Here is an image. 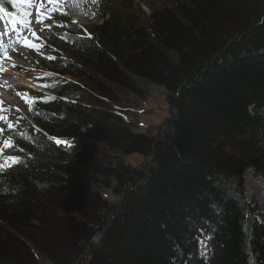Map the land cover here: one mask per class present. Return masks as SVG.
I'll return each instance as SVG.
<instances>
[{
  "label": "trees",
  "instance_id": "1",
  "mask_svg": "<svg viewBox=\"0 0 264 264\" xmlns=\"http://www.w3.org/2000/svg\"><path fill=\"white\" fill-rule=\"evenodd\" d=\"M95 1L100 25L55 17L48 140L29 130L48 163L24 152L0 174V264H264V222L239 187L245 169L264 180V0H159L148 16L134 0ZM144 86L170 110L154 141L118 100ZM150 153L145 177L123 159ZM128 224L144 235L116 244ZM122 243L138 245L133 262Z\"/></svg>",
  "mask_w": 264,
  "mask_h": 264
},
{
  "label": "rangeland",
  "instance_id": "2",
  "mask_svg": "<svg viewBox=\"0 0 264 264\" xmlns=\"http://www.w3.org/2000/svg\"><path fill=\"white\" fill-rule=\"evenodd\" d=\"M54 1L55 0H53V2ZM52 3H49L48 0H31L30 3H27V6L33 9L34 11L33 15L30 18L31 20L34 21V22L32 21L33 22L32 27L38 21V18L36 17V13H35L36 10L40 8L41 5H43V11L45 12V8H46L44 7L45 4L49 5ZM133 3L134 5L139 6L138 9L140 10L141 13L148 16L150 12L148 8L158 7L159 0H134ZM58 7H60L62 11L66 10L69 13L68 17L70 18V20L78 26L90 28V27H93L95 24L96 25L102 24V21H99V20L96 21L94 18V11H93L94 10V0H65V5L60 3ZM69 9H71V11L74 13L75 18H72L69 12ZM2 18L7 20L4 16ZM50 30L51 29L49 28L48 31ZM41 31L42 29L39 30V32ZM26 34H27V31L24 30L23 35L25 36ZM52 34H54V31L52 32ZM9 35L10 34H8V36ZM51 36L52 35L49 33L48 38H50ZM8 39H9L8 40L9 43H5L3 45L1 44L2 45L1 51L3 55L6 54L11 49L13 50L14 48H16V46L19 45L18 40L14 41V38L12 37H9ZM31 42L35 43L32 40ZM9 45H10V48H9ZM25 46H29L31 49H34L32 46H30V42H27ZM38 46L39 45L37 44V46L35 47L37 51L39 48ZM19 56L23 60V67L27 69L18 68V70H13V68L15 67V64L19 65L20 63V61L15 62L16 58H20ZM38 56L39 55H37L35 51L32 52V51H27V49H23L22 54L20 53V50H18V52H13V54L11 55H6L4 60H0V68H1L0 76L4 78L3 80L0 79V85L2 86V88H0V93L5 103L7 104V108L4 110V112L0 111V117H3V119H0V149H2V152H0V172H8L13 169L12 168L13 161L9 158H12V156L16 155V149H14L13 143L11 140H9V137L15 133H19V136L22 138L23 144H24V147H23L24 151L26 152L33 151L36 158L43 160V161H47L48 163L47 158L38 149V146L34 144H28L25 141L27 127L26 125H24L25 124L24 120H27L30 123L33 122L34 124H36L35 120L31 118L29 115V110H31L30 94L34 92L29 91L26 88H23L24 87L23 84L27 82L26 80H28L29 82H32V78H31L32 75L29 72L31 71V68L29 64H33L36 67H39V65H41L45 71L47 70L46 68L51 67V64H52L50 59H45L43 62L42 58ZM2 63H4V66L6 68H2L1 66ZM6 71L8 74H4ZM67 79H70V78L67 77ZM5 82L8 83L9 85H10V82H13V85L16 87H13V86L12 88L11 86L7 87L6 85H4ZM141 90H142V94H134L135 92L132 93L129 91H123L122 93L119 94L118 100H120V103H121L120 106L123 109L127 110L126 112H124L125 114H123V116L127 118L126 120L132 122L133 130L138 131L139 134H145L147 132H150L151 133L150 137H152L151 141H154L157 137L156 128L162 125L161 122H162L163 117L165 115L167 116V114L170 112V110L168 111V108L165 110L166 94L164 96V92L160 88H157L154 86H144ZM36 91L41 92L37 90V88H36ZM3 107H4V104H3ZM141 112L142 113L147 112V114L150 117H147L146 114L143 115ZM5 114H8V119L4 117ZM141 126H143V128ZM9 129H12V130L14 129L17 131H12V130L9 131ZM5 143L11 144V147H5ZM26 145H29V148ZM152 147L155 148V145L153 143H152ZM123 159L126 160V162H129L132 168H135L137 171H139V174L141 177H145L144 174H145L146 169L144 168L147 163H150L153 160V154L150 153V156L148 158H146L145 156L144 157L137 156L136 158L134 157L132 159V157L129 155L127 157H123ZM31 182L33 185H36L39 189H43L46 187V185L41 184L38 181L36 182L31 181ZM240 185L242 188V195H243L244 200L247 202V204L251 206V208L255 207L253 209L255 210V213L257 214L256 218L261 219L262 218L261 215L264 214V180L263 178L258 177L257 173L254 170L250 168L245 169L241 177H239V187ZM75 187L76 185H73V184L72 186H67V187L64 186L63 193L66 196H70L71 194L75 193ZM111 187L115 188V183H113ZM103 194L109 202H114L115 197L111 193H106V190H104ZM117 201L119 203L121 201V198H118ZM117 227H120V226H117ZM133 228L136 231V235L133 236L131 239L132 241L136 242L138 238L140 239L141 237L139 233H141L142 235L144 234L142 233L141 229H139L138 226H135ZM133 228L131 227V225L129 226V228H127V230L126 229L123 230L120 227L118 231L122 230V232L120 234V237H118L116 244H121L123 233H127L129 230ZM129 244L130 243H124V244L122 243L121 246L123 247V251H126L125 256H127L128 262H133L134 261L133 259H135V257L139 255V247L137 244H130V245ZM107 253L108 251H104L100 256L101 260L104 262L107 261L106 260ZM46 264H49V263L46 262Z\"/></svg>",
  "mask_w": 264,
  "mask_h": 264
},
{
  "label": "bare ground",
  "instance_id": "3",
  "mask_svg": "<svg viewBox=\"0 0 264 264\" xmlns=\"http://www.w3.org/2000/svg\"><path fill=\"white\" fill-rule=\"evenodd\" d=\"M61 4H63V5H65V0L63 1V0H58ZM68 10V9H67ZM69 12H70V14H71V16H72V18H75L74 17V13L71 11V9H69ZM2 45L3 44H5V43H1ZM9 48H10V45H9ZM5 50V49H4ZM1 55H3V53H2V51H1ZM4 74H8L7 73V71L4 73ZM4 78H2V80H3ZM4 85H6L7 87H9V86H11V85H9L8 83H4ZM53 96V95H52Z\"/></svg>",
  "mask_w": 264,
  "mask_h": 264
},
{
  "label": "snow or ice",
  "instance_id": "4",
  "mask_svg": "<svg viewBox=\"0 0 264 264\" xmlns=\"http://www.w3.org/2000/svg\"><path fill=\"white\" fill-rule=\"evenodd\" d=\"M24 2H28V3H30L31 0H24ZM48 2H49V3H52L53 0H48ZM31 46L34 47V45H31ZM0 119H3V117H0ZM5 147H11V144L5 143ZM0 152H2V149H0ZM9 159H11L13 162H15V158H9Z\"/></svg>",
  "mask_w": 264,
  "mask_h": 264
}]
</instances>
